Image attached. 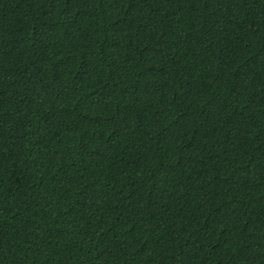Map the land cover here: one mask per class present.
Segmentation results:
<instances>
[{"label":"trees","instance_id":"16d2710c","mask_svg":"<svg viewBox=\"0 0 264 264\" xmlns=\"http://www.w3.org/2000/svg\"><path fill=\"white\" fill-rule=\"evenodd\" d=\"M0 264H264V0H0Z\"/></svg>","mask_w":264,"mask_h":264}]
</instances>
